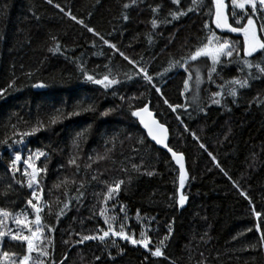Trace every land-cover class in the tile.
I'll list each match as a JSON object with an SVG mask.
<instances>
[{"label":"trees","instance_id":"16d2710c","mask_svg":"<svg viewBox=\"0 0 264 264\" xmlns=\"http://www.w3.org/2000/svg\"><path fill=\"white\" fill-rule=\"evenodd\" d=\"M126 3L128 8L123 7ZM226 4L230 5V0ZM190 5L191 0H180L178 5L171 0H136L135 4L132 0H52L51 4L47 0H0V89L6 90L0 96V141L9 137L7 144L0 143V207L18 212L31 197L26 182L21 186L9 171L15 150H22V159L29 150L44 151L47 158L34 162L46 168L40 174V184L51 214L46 208L42 215L55 228L50 233L54 250H49L56 264L61 260L63 264H264V246L259 244L264 233V76L239 89L235 102L228 96L216 105L211 103V93L218 89L207 82V69L203 68V110L189 107L173 112L163 102L167 99L173 105H183L192 95L180 94L187 75L183 68L167 73L165 69L205 40V23L224 39L243 41L239 33L215 29L214 17L206 14L210 7L214 10L211 0H204L199 11L178 19L169 15ZM157 6L159 12L153 13L152 8ZM69 11L136 61L137 68H147L163 96L137 75V68L65 15ZM153 18L158 21L156 28L151 24ZM57 44L59 51L54 50ZM239 47L243 57L242 44ZM260 57L257 52L249 59ZM198 64L199 60L188 66ZM105 65L121 81L107 91L84 80L81 73L82 66L99 77L108 72ZM237 68L232 63L217 71L223 79H231L241 75ZM214 79L217 84L223 83L220 77ZM10 83L12 87H8ZM40 83L45 87L32 86ZM147 103L169 128L170 147L186 157L188 175L183 195L187 200L183 207L178 203V169L131 115ZM86 104H92L94 110L49 124L57 109L67 114ZM37 121L45 127L24 137L23 145L12 143L11 125L23 132ZM82 130H86L85 137L73 147L76 134ZM73 157L76 163L69 164ZM133 163L140 165L138 171L132 169ZM18 167L21 171L16 179L25 181L23 162ZM121 179L124 183L118 195L106 205L108 214L117 219L125 214L136 218L151 245L164 241L163 256L154 257L122 240L115 244L113 240L77 243L79 234L105 228L99 215V209L105 207L99 202L106 192L105 182ZM77 188L84 193L79 202L71 199L77 195ZM6 189L7 195H3ZM69 199L71 203L57 220L56 213ZM253 209L261 212L260 220ZM257 224L261 232L256 231ZM7 226L17 227L11 218ZM2 247L23 254L26 245L5 236Z\"/></svg>","mask_w":264,"mask_h":264},{"label":"snow or ice","instance_id":"6c2138e0","mask_svg":"<svg viewBox=\"0 0 264 264\" xmlns=\"http://www.w3.org/2000/svg\"><path fill=\"white\" fill-rule=\"evenodd\" d=\"M47 2L51 4L52 0H47ZM171 2L178 5L180 0H171ZM132 3L135 4L136 0H132ZM211 3L214 6V10L213 7H210L206 14L210 17H214L212 23H214L215 29H219L221 32L227 31L230 33H239L243 36V41L224 39L223 37L217 35L216 31L212 29L208 23H205L204 28L207 30L205 40L196 46L195 50L190 52L186 57H181L180 60L170 62L169 68L165 69V73H167L176 67L183 68L187 75L183 80V91L180 94L184 96L185 93H192L190 97H186L183 105H173L169 103L167 99H164V104H166L173 112H176L178 108H183L184 111H187L189 107L203 110L200 106V86L205 82L202 74L203 68L207 69V82L215 84L218 89V91L211 93V103L216 105H221L222 100L228 96L232 97L233 102H235L239 89L248 88L250 80L259 79L264 76V35H258L257 28V25H259L260 33H264V0H230V12L227 10L228 5L225 0H211ZM203 5L204 0H191V5L186 10L170 12L169 15L173 20H175L180 16L187 15L188 12L199 11L200 7ZM129 6L130 5L127 3L123 5L124 8H128ZM55 7L59 8V5H55ZM60 11L64 12V9L60 8ZM152 11L153 13L159 12V7H153ZM65 15L69 16V18L74 20L76 23L86 27L88 32L92 33L94 36H98L101 40H103L104 44L113 49L115 53H118L123 60L127 61L128 64L133 66V68H137L136 61L124 52L120 51L115 44H112L104 39V37L100 35V33L96 32L92 27L85 25L82 20L73 16L70 11L66 12ZM230 18L233 23H229ZM127 19L128 17L125 15L124 20L126 21ZM151 24L153 28H156L158 26L157 19L153 18L151 20ZM241 44L243 57L240 56L241 49L239 45ZM59 47V44H57L54 50L59 51ZM50 51H53V49H50ZM257 52L261 53L260 58L256 60L249 59ZM234 56L235 59H233ZM198 60L200 61V64L191 68L188 66L190 62ZM208 61H210V64ZM232 63H236L238 65L237 71L241 73V75L231 79H223V77H221V73L218 72L217 69L227 67ZM105 67L108 68V72L98 77L94 74H89L81 66L83 79L93 84L100 85L105 89V91H107L109 88L121 81L116 78L108 65H105ZM254 69L255 71H253ZM137 75L141 76L142 79L150 85L156 93L163 96L161 88L154 83V77L149 74L147 68L143 66L138 67ZM158 75H163V73ZM214 77H220L223 80V83L217 84ZM128 79H132V77L129 76ZM190 82L192 83V87H190ZM13 83H10L8 87H12ZM32 86L40 88L45 87L43 83L33 84ZM5 91V89H0V96H3ZM121 99H123V97H121ZM93 110L94 106L92 104H86L83 107H78L77 110L67 114L57 109L56 115L49 119V124H55L62 118L80 115L81 111ZM103 114L107 115V113ZM131 115L139 119L140 124L147 130L148 136L151 137L156 144L162 145L168 152L171 153L172 158L179 165V188L182 190L185 186L187 178L185 165L183 163L184 156L173 151L168 144L165 143L168 129L156 119L152 118V112L149 111L147 106L133 110ZM177 119H180L179 115L177 116ZM44 127L45 124L43 122L37 121L36 125L30 130L21 132L17 129L16 125L13 124L11 125V128L13 129L11 134L12 143L23 145L24 137L33 135ZM185 130L187 131V128ZM85 135L86 130L78 132L73 140V147H78V142L82 140ZM192 135L194 139H198L194 133H192ZM15 137H18V139ZM8 139L9 137L6 136L3 141H0V143L7 144ZM200 147L205 148V145L201 143ZM209 155H211V153H209ZM41 157H45L46 159L47 154L44 151L32 152L29 150L27 157L22 159V150L17 149L14 152V158L11 159L9 171L12 173V179L17 183H20L21 186H24V183L26 182L27 187L31 189V197L27 200L26 207L22 208L18 212H11L6 208L0 207V264H56V260L53 258V252H50L49 250L50 248L54 250L50 233H53L55 228L49 225L42 215L46 208L48 209V214H51L50 202L43 201V188L40 184V180L42 179L40 174L42 172H46V168L37 167L34 162L38 161ZM104 158L105 157H98V159ZM89 159H91V157ZM213 160H215V157H213ZM21 162H23L24 165L21 174L25 177V181L16 179V173L21 171L18 167ZM75 163V157L69 160V164ZM216 166L220 167L218 163ZM88 167H91V165H88ZM131 167L133 170L138 171L140 165L133 163ZM123 170L127 171V169ZM221 171H223V169H221ZM148 174L151 175L152 173ZM92 179L95 180L96 176L93 175ZM123 183L124 180L122 179L115 180L112 183L105 182L106 192L103 193V198L99 201L101 204L105 205V207H101L99 209V215L103 219L106 229L97 227L96 232L93 234H79L80 240L77 241V243L82 244L85 241L98 240L101 244H104L106 242V238L111 236L112 238L119 237L120 240L128 241L133 245L139 244L145 249H148L150 240L143 228L140 232V238H133L131 234L125 231V228L128 227V217L126 214L123 220L120 221L118 228H114V224L117 222V216L108 214L109 208L106 207V205L109 200L115 199V196L118 195ZM55 187L59 188L60 184L55 185ZM83 187L84 185L81 184L80 188ZM7 188L10 189L11 185H8ZM80 188L76 189L77 195L71 198L75 199L77 202H79V200L84 196V193L80 191ZM2 194L7 195V189ZM240 194L245 196V199H249L244 192L241 191ZM67 195V192H65V196ZM71 199L63 202V207L56 213L57 220H59L60 216L64 214L65 209H67L69 203H71ZM186 200L187 196L181 194L178 200L179 205L183 207ZM249 202L251 203V201ZM112 207L114 208L115 204H113ZM29 208L31 209V212L28 211ZM120 211H125L123 206L120 207ZM253 215L257 218V220H260L261 212L253 209ZM137 216L139 217V211L137 212ZM9 218H11L12 222L17 226L15 229L7 226ZM256 231L261 232L260 224L256 225ZM170 232L171 229L169 230V234ZM5 236H7L10 241H19L21 244L26 245L23 254L5 250L2 247ZM167 239L168 237L165 236L164 240ZM112 242L115 244V239H113ZM65 243H67V241H65ZM160 243L161 246H163L164 241L162 240ZM259 244L264 246V233H261L259 237ZM151 255L154 257H161L164 254L161 251V247H156L154 251H151ZM97 259H99V257H97ZM60 264H63V260L60 261Z\"/></svg>","mask_w":264,"mask_h":264},{"label":"rangeland","instance_id":"374dc122","mask_svg":"<svg viewBox=\"0 0 264 264\" xmlns=\"http://www.w3.org/2000/svg\"><path fill=\"white\" fill-rule=\"evenodd\" d=\"M227 10L231 11V5H228V9ZM257 28H258V32H260L259 31V25H257ZM261 34L264 35V33H261ZM124 216H122L121 219H117V222L114 224V228H118L119 227V223H120L121 220H123ZM127 217H128V220H127L128 227L125 228V231L127 233L131 234L133 236V238L139 239L140 238L141 229L143 228L142 224L139 221H136V218L131 217L130 215H127ZM135 221L137 223H139L140 226H138V224ZM105 229H106V226H105ZM113 239H115V241L120 240L119 237L112 238L110 236L109 238H106V240H113ZM122 241H125V240H122ZM126 242H128V241H126ZM135 246H137V247L140 246L144 251H146V252H148L150 254H151V251H154L156 247H161V251H163V246H161V245H151L150 243H149L148 249H145L143 246H141L139 244H137Z\"/></svg>","mask_w":264,"mask_h":264},{"label":"water","instance_id":"95a60500","mask_svg":"<svg viewBox=\"0 0 264 264\" xmlns=\"http://www.w3.org/2000/svg\"><path fill=\"white\" fill-rule=\"evenodd\" d=\"M229 23H230V20H229ZM225 32H227V31H225ZM94 85H96V84H94ZM97 86H100V85H97ZM145 106H147L148 109H149V111L152 112V118L156 119L159 123L163 124V123H162V122L156 117L155 112L152 111L150 103H147ZM146 118H147V117H146ZM135 119L137 120V122H138L139 126L141 127L142 131L147 135L148 139H149L154 145H156L159 149H161L162 151L166 152V153L169 155V157L172 159V162L174 163V165L176 166V168H177L178 171H179V165H178V164L176 163V161L172 158L171 153L168 152L167 149L164 148L162 145H158V144H156V142L153 141V140L151 139V137L148 136V134H147V130L143 127V125L140 124L139 119H138L137 117H135ZM163 125H164V124H163ZM164 126L168 129V132H167V139H166L165 143L168 144V146L170 147V139H171L170 130H169V128H168L166 125H164ZM170 148H171V147H170ZM171 149H172V148H171ZM172 150H173V149H172ZM173 151H174V150H173ZM175 152H176V151H175ZM177 153H178V152H177ZM178 154H182V153H178ZM182 155L184 156L183 163H184V165H185V171H186V173H187V175H188L186 157H185L184 154H182ZM186 180H187V178H186ZM178 183H179V179H178ZM185 183H186V181H185ZM183 189H184V188H183ZM183 189L181 190V189L179 188V196H180L181 194H183Z\"/></svg>","mask_w":264,"mask_h":264}]
</instances>
